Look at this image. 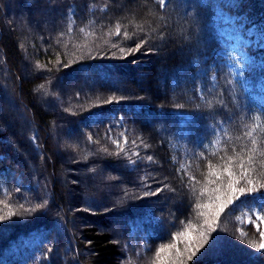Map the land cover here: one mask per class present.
Wrapping results in <instances>:
<instances>
[{
    "label": "trees",
    "instance_id": "16d2710c",
    "mask_svg": "<svg viewBox=\"0 0 264 264\" xmlns=\"http://www.w3.org/2000/svg\"><path fill=\"white\" fill-rule=\"evenodd\" d=\"M261 184L264 0H0V264H264Z\"/></svg>",
    "mask_w": 264,
    "mask_h": 264
},
{
    "label": "rangeland",
    "instance_id": "374dc122",
    "mask_svg": "<svg viewBox=\"0 0 264 264\" xmlns=\"http://www.w3.org/2000/svg\"><path fill=\"white\" fill-rule=\"evenodd\" d=\"M122 3V2H121ZM124 5V4H123ZM248 181V180H247ZM235 188L236 189H239V188H241L240 187V185H238V184H236V181H235ZM251 185H253L254 187H256L255 185H254V182H253V184H251ZM251 185H248L249 187H253V186H251ZM249 187H245V189H247V188H249ZM232 188H234V187H232ZM239 192V191H238ZM233 193V192H232ZM248 192H244V193H240V194H247ZM263 193H264V190H263ZM239 194V195H240ZM249 194H252V195H257V194H259V191H257V192H254V193H249ZM239 195H238V197H237V200L239 199ZM219 208H217V210H218ZM242 214H241V216H240V220H241V222H245L246 224H253L255 227H256V230H257V228H259V231H264V212L263 211H261V209H260V207H258V206H256V205H253V206H250V207H243L242 208ZM216 213V212H215ZM257 217H259V219H257ZM251 221V222H250ZM259 231H257V232H259ZM190 234L188 233L185 237L184 236H182L180 239H182V241L183 242H185V241H187V238H189V240L191 241V237H188ZM184 237V238H183ZM188 242V241H187ZM261 243H264V238H261V236H260V240L258 241V244H257V246L259 245V244H261ZM178 244V243H177ZM178 246H180V245H178ZM188 247V246H187ZM169 249V247H164L163 248V252H167V250ZM183 249H184V251H185V249H186V247H183L182 248V250H180L181 252H183ZM251 249V250H250ZM248 250H250V251H252V248H250V247H248ZM179 251V252H180ZM256 251H264V249H261V248H259V247H257V250H254V252H256ZM247 253V252H246ZM248 253H249V251H248ZM168 255H167V257H166V259H165V261L164 262H162V264H167V263H169L167 260H168ZM170 260V259H169Z\"/></svg>",
    "mask_w": 264,
    "mask_h": 264
},
{
    "label": "snow or ice",
    "instance_id": "6c2138e0",
    "mask_svg": "<svg viewBox=\"0 0 264 264\" xmlns=\"http://www.w3.org/2000/svg\"><path fill=\"white\" fill-rule=\"evenodd\" d=\"M164 3H165V0H160V5L161 6H164ZM119 32H120V30H119V28H117V35H119ZM125 35H127V34H125ZM144 42L142 41L141 42V44H137L136 45V48L135 49H130L129 50V54H133L134 52H136V51H138L140 48H141V46H142V44H143ZM121 51L123 52L124 50L123 49H121ZM253 143H255V141H253ZM148 159L149 160H152V157H148ZM231 159V158H230ZM241 168H243V163L241 162ZM247 173H248V170L247 169H244L243 170V172H242V174H241V179H244L245 177H246V175H247ZM231 175H233V173L232 172H229V176H231ZM247 183L249 184V185H251L252 184V181L251 180H248L247 181ZM229 187L230 188H232V185L230 184L229 185ZM260 188L261 189H264V184H261L260 185ZM162 189H157V192H159V191H161ZM236 191H240L241 193H244V192H248V193H253V192H257L258 190L256 189V188H254V187H249V188H247V189H239V190H237V189H235V188H233L232 189V192H233V196L235 195V192ZM151 194H153V195H155L156 193H151ZM254 198V197H253ZM261 199L262 200H264V196H261ZM230 204H233V199L230 197L229 199H227L223 204H221V206H220V208H219V212H223L224 211V209L228 206V205H230ZM43 205H40V207H42ZM261 211H264V206H262L261 207ZM0 219H3V217H0ZM257 219H259V217H257ZM251 222V221H250ZM213 231H215V230H213ZM257 231H259V228H257ZM259 235L261 236V238H264V231H259ZM205 243L206 244H208L209 243V241L208 240H206L205 241ZM174 246V245H173ZM204 245H201V247H203ZM253 247H259V248H261V249H264V243H261V244H259L258 246L257 245H253ZM159 251H163V248H161ZM197 251H199V249H197ZM193 255H195V253H193ZM192 257L190 256L189 257V259H191Z\"/></svg>",
    "mask_w": 264,
    "mask_h": 264
},
{
    "label": "bare ground",
    "instance_id": "6f19581e",
    "mask_svg": "<svg viewBox=\"0 0 264 264\" xmlns=\"http://www.w3.org/2000/svg\"><path fill=\"white\" fill-rule=\"evenodd\" d=\"M142 6V5H141Z\"/></svg>",
    "mask_w": 264,
    "mask_h": 264
}]
</instances>
